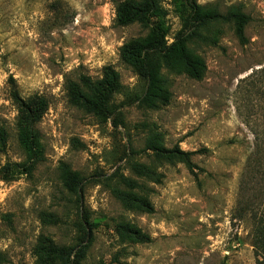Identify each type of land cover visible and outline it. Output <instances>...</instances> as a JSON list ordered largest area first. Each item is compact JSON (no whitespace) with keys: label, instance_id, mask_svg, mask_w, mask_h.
<instances>
[{"label":"rangeland","instance_id":"obj_1","mask_svg":"<svg viewBox=\"0 0 264 264\" xmlns=\"http://www.w3.org/2000/svg\"><path fill=\"white\" fill-rule=\"evenodd\" d=\"M124 1L0 0V264H257L252 220L234 211L247 157L264 148V0H196L249 16L247 43L232 21L211 23L162 60L152 90L120 56L149 33L117 24ZM159 7L150 25L168 46L189 7ZM108 68L120 88L104 120L75 94ZM12 82L47 104L32 126ZM153 145L195 152L194 167Z\"/></svg>","mask_w":264,"mask_h":264},{"label":"trees","instance_id":"obj_2","mask_svg":"<svg viewBox=\"0 0 264 264\" xmlns=\"http://www.w3.org/2000/svg\"><path fill=\"white\" fill-rule=\"evenodd\" d=\"M159 1L127 0L120 3L116 8V22L118 25L126 26L136 22L149 29L147 36L131 40L120 48L122 60L133 66L138 77L149 84V90L157 88L156 84L162 60L175 54L183 53L192 37L211 23L232 21L235 25V32L239 42L242 45L247 43L245 26L249 16L238 10L225 14L218 12L216 9L204 10L196 3V0H183L189 7V13L184 18L183 28L177 32L174 41L166 46L165 33L162 31V26L150 25L152 18L159 16ZM188 67L190 74L194 78H199L204 65L200 60H192L189 62ZM119 88L117 74L111 68H108L104 78L90 86V94L77 93L75 97L80 99L83 107L91 111L95 116L106 120L115 112L108 104L110 94ZM11 98L18 105L24 123L28 127L37 122L47 108L43 98L36 96L27 100L21 98L14 84L11 88ZM261 145L262 143L257 144L255 151L249 154L243 166L239 178L237 204L234 211L237 218L248 215L252 220V243L255 255L260 258L257 264L264 262V148H261ZM150 149L160 157L178 158L189 166L194 167L191 164L190 157L195 152L183 151L177 147L169 149L158 145H153ZM69 182L71 190L77 191L81 189L74 178V174H69ZM49 244H51L49 246L50 252L60 255V252L56 250L52 243ZM68 264H79L78 254L75 260Z\"/></svg>","mask_w":264,"mask_h":264}]
</instances>
